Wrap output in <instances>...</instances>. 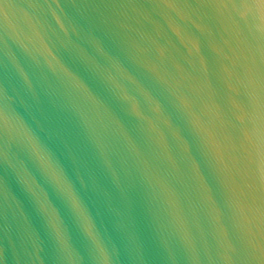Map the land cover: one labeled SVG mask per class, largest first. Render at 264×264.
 I'll return each instance as SVG.
<instances>
[{
  "label": "water",
  "instance_id": "95a60500",
  "mask_svg": "<svg viewBox=\"0 0 264 264\" xmlns=\"http://www.w3.org/2000/svg\"><path fill=\"white\" fill-rule=\"evenodd\" d=\"M0 264H264V0H0Z\"/></svg>",
  "mask_w": 264,
  "mask_h": 264
}]
</instances>
